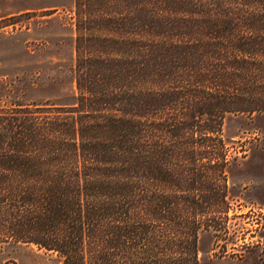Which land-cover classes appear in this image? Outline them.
Instances as JSON below:
<instances>
[{
  "label": "trees",
  "instance_id": "trees-1",
  "mask_svg": "<svg viewBox=\"0 0 264 264\" xmlns=\"http://www.w3.org/2000/svg\"><path fill=\"white\" fill-rule=\"evenodd\" d=\"M73 2L74 101L0 105V246L197 264L229 209L223 119L264 112V0Z\"/></svg>",
  "mask_w": 264,
  "mask_h": 264
},
{
  "label": "rangeland",
  "instance_id": "rangeland-1",
  "mask_svg": "<svg viewBox=\"0 0 264 264\" xmlns=\"http://www.w3.org/2000/svg\"><path fill=\"white\" fill-rule=\"evenodd\" d=\"M73 1L0 0V105L74 101ZM250 33L258 35L254 28ZM220 133L229 209L223 233H198L197 264H264V112L229 114ZM0 264L60 259L33 244L9 243L0 246Z\"/></svg>",
  "mask_w": 264,
  "mask_h": 264
}]
</instances>
